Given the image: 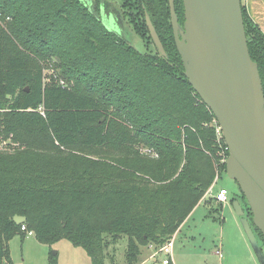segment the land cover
<instances>
[{
	"label": "trees",
	"instance_id": "16d2710c",
	"mask_svg": "<svg viewBox=\"0 0 264 264\" xmlns=\"http://www.w3.org/2000/svg\"><path fill=\"white\" fill-rule=\"evenodd\" d=\"M110 6L0 0V264H13L9 240L26 237L14 215L40 242L83 248L90 264H106L109 244L125 236V263L138 264L143 245L169 240L214 180L225 143L183 73L168 0L119 9L153 44L148 16L165 57L108 30L100 12L118 13ZM174 7L182 26V0ZM241 9L264 94V32Z\"/></svg>",
	"mask_w": 264,
	"mask_h": 264
},
{
	"label": "water",
	"instance_id": "95a60500",
	"mask_svg": "<svg viewBox=\"0 0 264 264\" xmlns=\"http://www.w3.org/2000/svg\"><path fill=\"white\" fill-rule=\"evenodd\" d=\"M91 3V0H80ZM179 25L174 0H168L170 23L183 73L193 90L213 114L227 147L226 175L234 180L246 200L251 219L240 201L232 207L259 264L264 252L255 227L264 238V94L257 64L248 51L241 0H182ZM101 22L110 31L115 17ZM146 26L160 57L166 53L150 22ZM16 224L26 217L14 215Z\"/></svg>",
	"mask_w": 264,
	"mask_h": 264
},
{
	"label": "rangeland",
	"instance_id": "374dc122",
	"mask_svg": "<svg viewBox=\"0 0 264 264\" xmlns=\"http://www.w3.org/2000/svg\"><path fill=\"white\" fill-rule=\"evenodd\" d=\"M110 4V7L118 12L115 14L109 13V17H115L116 28L114 31L140 52H154L155 48L153 44L146 37L137 36L131 28L132 25H129L126 19L122 17L119 10L121 0H110ZM101 14L102 12H100ZM105 16L108 18V15ZM54 65L55 61L54 64L52 61L42 64L44 72H52L51 67H54ZM219 146L221 148L220 144ZM219 155L221 158H219V164L217 163L216 165V174L219 177L213 184V191H216L219 187H225L228 190L230 198L232 197L240 201L243 207L246 205V200L241 198V193L236 182L226 175L225 168L219 171V166L224 162L226 157H222L220 152ZM200 201L182 222L180 231L173 237L174 248L173 254L171 255L172 263L242 264V262L240 263L242 255L238 247L231 249V251L229 250V253L228 250L222 248V246L220 247L221 242L230 243L237 241L234 236V224H237L236 218H238L235 212L232 211L229 203L227 205L231 210L230 212L223 208L224 204L221 214L209 212L208 210L211 206L209 207L205 201L213 204V208L222 205L219 202L215 203L216 201L212 197H207V199L202 198ZM126 244L127 239L125 236L120 237L119 240H116L112 244L110 243L107 248V260L105 263L126 264L124 260ZM259 244H261L260 246L264 252V244L260 240ZM8 246L13 264H48L49 259L53 260V264L54 261L55 264H90L89 256L84 249L79 246H74L65 238H60L51 244H47L38 241L34 235H26V237L21 238L17 234L9 240ZM217 247L219 252L216 251ZM139 258L140 261L138 264H159L161 259L165 258V254L158 248L156 249L153 244H146L141 248Z\"/></svg>",
	"mask_w": 264,
	"mask_h": 264
},
{
	"label": "crops",
	"instance_id": "0c3cea01",
	"mask_svg": "<svg viewBox=\"0 0 264 264\" xmlns=\"http://www.w3.org/2000/svg\"><path fill=\"white\" fill-rule=\"evenodd\" d=\"M241 1L244 4V6H245V8L247 10V13L250 16V18L264 32V0H245V2H244V0H241ZM207 197H209V196H207V195L205 196L204 195L203 199H207ZM231 199H232V197L230 198V201L228 203H229L232 211H234L233 207H232V202L233 201H231ZM208 202L205 201V203L208 204L209 207L211 206V208H213L212 206H214V205L211 204V203L209 204ZM215 203H217V202H215ZM228 203H225L224 207H223L222 203H220V204L222 205L221 207L225 208L226 210H228L230 212L231 210H230V208L227 205ZM221 212H222V209L220 211V214H221ZM236 219H237V224L236 223L234 224V229H235L234 230V236H235L237 241L236 242H230V243L221 242L220 247L222 246V248L228 250V253H229V250L231 251V249H236L238 247L240 249V252H241V255H242L240 263L242 262V264L243 263L244 264H259L255 254H254V252H253V250H252V248H251V246H250V244H249V242H248V240H247V238H246V236L244 234V231L241 228L240 223L238 222L239 218H236ZM178 231H180V227L173 234L172 238L175 236V234ZM173 248H174V241H173V245H172V253H171V255L173 254ZM216 251L219 252L218 247H217ZM219 255H221V253H219ZM12 263H13V261H12Z\"/></svg>",
	"mask_w": 264,
	"mask_h": 264
},
{
	"label": "built area",
	"instance_id": "2783aa9c",
	"mask_svg": "<svg viewBox=\"0 0 264 264\" xmlns=\"http://www.w3.org/2000/svg\"><path fill=\"white\" fill-rule=\"evenodd\" d=\"M41 113L43 114L42 111H41ZM214 120H215V118H214ZM214 120L212 122L215 123V133L217 135V140L220 142V140L223 139L221 129H220L218 123L216 122V120H215V122H214ZM225 150H227L226 145L222 146V149L220 150V154H222V157L226 156ZM218 177L219 176L216 174L214 177L213 183L211 184V186L209 187V189L205 193V196L207 195L209 197H212L216 202L225 204V203H228L230 201V196L228 194V190L225 187H219L218 189H216V191H213V186H214L213 184L218 179ZM20 229L22 231H25L27 236L33 235L32 231L26 230L25 225L23 223L21 224ZM172 245H173V238L171 237L169 240H167L163 245H161L158 248L162 253L165 254V258L161 259L159 264H168L171 261Z\"/></svg>",
	"mask_w": 264,
	"mask_h": 264
},
{
	"label": "flooded vegetation",
	"instance_id": "af4514ba",
	"mask_svg": "<svg viewBox=\"0 0 264 264\" xmlns=\"http://www.w3.org/2000/svg\"><path fill=\"white\" fill-rule=\"evenodd\" d=\"M108 15V17H109V14H107ZM243 208H244V210H245V206H243Z\"/></svg>",
	"mask_w": 264,
	"mask_h": 264
}]
</instances>
